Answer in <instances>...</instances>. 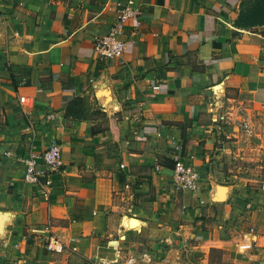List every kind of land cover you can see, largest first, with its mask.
<instances>
[{
  "label": "crops",
  "instance_id": "1",
  "mask_svg": "<svg viewBox=\"0 0 264 264\" xmlns=\"http://www.w3.org/2000/svg\"><path fill=\"white\" fill-rule=\"evenodd\" d=\"M255 1L0 0V211L13 214L0 264H114L139 249L156 264H264V227L246 228L257 199L225 187L218 200L198 122L230 102L264 121V21L236 24ZM124 4L122 63L104 64L94 41ZM172 142L194 190L175 186ZM54 144L52 184L25 183L28 154ZM47 223L62 254L44 248Z\"/></svg>",
  "mask_w": 264,
  "mask_h": 264
},
{
  "label": "rangeland",
  "instance_id": "2",
  "mask_svg": "<svg viewBox=\"0 0 264 264\" xmlns=\"http://www.w3.org/2000/svg\"><path fill=\"white\" fill-rule=\"evenodd\" d=\"M253 5L256 4L253 2L251 6ZM249 10L253 11L251 7ZM254 20L258 19L254 18ZM247 103V101L244 103L246 108H248ZM198 122L202 126H207L203 132L204 136H200L199 143L203 151L207 177L215 185L234 187L236 193H242L239 195L242 200L257 199L254 202L257 211L246 223V228L249 226L262 229L264 227V143L255 133L260 131V127H264V121L245 108H240L235 102H230L213 117L200 119ZM254 193L256 195H253ZM123 236L124 234L118 239L116 235L114 240L121 243L124 241ZM113 249L122 251L116 246H113ZM143 252L146 251L139 249L132 254L130 257L134 260L131 263H127L129 256H124L122 253V257L117 258L114 264H156L157 258L146 256Z\"/></svg>",
  "mask_w": 264,
  "mask_h": 264
},
{
  "label": "built area",
  "instance_id": "3",
  "mask_svg": "<svg viewBox=\"0 0 264 264\" xmlns=\"http://www.w3.org/2000/svg\"><path fill=\"white\" fill-rule=\"evenodd\" d=\"M134 17V10L129 4H124L118 10L117 18L108 30V33L94 41V51L98 61L110 63L118 61L122 63V55L126 47L124 36V25L126 21ZM172 177L175 186L181 190H194L197 187L198 175L194 166L182 157V146L172 142ZM2 139L0 137V148ZM61 166V153L57 145L48 147L41 153H29L26 159V169L23 176L25 183L32 186H50L52 176L59 173ZM46 238L44 248L49 253L62 254L64 243L52 232L50 223L45 226ZM253 233V230H250ZM254 245L264 248V232L254 235ZM127 263L133 262V257H128Z\"/></svg>",
  "mask_w": 264,
  "mask_h": 264
},
{
  "label": "trees",
  "instance_id": "4",
  "mask_svg": "<svg viewBox=\"0 0 264 264\" xmlns=\"http://www.w3.org/2000/svg\"><path fill=\"white\" fill-rule=\"evenodd\" d=\"M256 5L248 14H241L236 24L239 26H255L264 21V5L263 0H256ZM257 18L258 20H254Z\"/></svg>",
  "mask_w": 264,
  "mask_h": 264
},
{
  "label": "water",
  "instance_id": "5",
  "mask_svg": "<svg viewBox=\"0 0 264 264\" xmlns=\"http://www.w3.org/2000/svg\"><path fill=\"white\" fill-rule=\"evenodd\" d=\"M226 188L224 186H218L217 188V198L221 200L223 197ZM13 214L10 211H0V237L5 232L6 224L10 223L12 220Z\"/></svg>",
  "mask_w": 264,
  "mask_h": 264
},
{
  "label": "bare ground",
  "instance_id": "6",
  "mask_svg": "<svg viewBox=\"0 0 264 264\" xmlns=\"http://www.w3.org/2000/svg\"><path fill=\"white\" fill-rule=\"evenodd\" d=\"M123 220H122V224L124 225L125 228L126 227H137L139 225V223H140L139 221H136L134 219H129V218H126V217H124Z\"/></svg>",
  "mask_w": 264,
  "mask_h": 264
}]
</instances>
